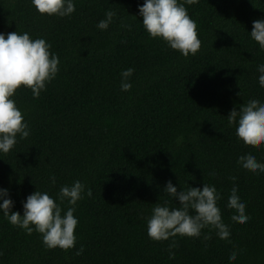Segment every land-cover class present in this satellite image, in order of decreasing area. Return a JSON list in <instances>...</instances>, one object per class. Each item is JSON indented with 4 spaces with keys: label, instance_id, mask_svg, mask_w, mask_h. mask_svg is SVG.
Here are the masks:
<instances>
[{
    "label": "trees",
    "instance_id": "16d2710c",
    "mask_svg": "<svg viewBox=\"0 0 264 264\" xmlns=\"http://www.w3.org/2000/svg\"><path fill=\"white\" fill-rule=\"evenodd\" d=\"M74 3L75 11L59 18L39 14L30 0H0V33L44 38L60 61L38 97L23 86L14 92L30 134L0 154V188L21 215L36 190L60 203V187L79 180L92 193L75 206L76 241L66 251L45 248L39 233L27 235L0 214V264H264V173L237 163L246 153L264 163V147L243 144L227 122L232 109L264 100L257 82L264 50L249 34L252 22L264 19V0L185 4L201 41L187 58L148 36L137 7L143 0ZM107 10L116 15L101 31L96 24ZM127 68L132 87L123 92ZM168 181L178 192L214 186L229 237L205 228L199 237L150 239L154 205L178 207L163 191ZM234 185L246 223L233 221L226 207Z\"/></svg>",
    "mask_w": 264,
    "mask_h": 264
},
{
    "label": "clouds",
    "instance_id": "9594fccd",
    "mask_svg": "<svg viewBox=\"0 0 264 264\" xmlns=\"http://www.w3.org/2000/svg\"><path fill=\"white\" fill-rule=\"evenodd\" d=\"M199 0H143L138 5L141 24L150 38H156L170 49L176 50L187 58L194 56L200 49L196 22L190 18L185 4H196ZM39 14L64 18L75 11L74 0H30ZM116 13L107 10L104 19L96 24L104 31L113 22ZM125 26L126 25H122ZM250 38L260 50H264V19L252 22ZM51 45L44 38H30L27 32L16 31L0 33V154H7L17 143V136L25 139L29 136L28 124L22 112L12 99L19 87L30 89L34 98L45 89L59 71V58L49 51ZM257 82L264 88V63L257 66ZM133 69L127 68L120 73V90L127 92L132 85L129 78ZM229 126L235 124V135L245 145L264 147V100L251 99L239 106V111L232 109L227 115ZM182 138H177L180 143ZM237 163L254 174L264 173V163L257 161L252 153L237 158ZM214 175V173H209ZM55 184V177H50ZM235 180V177H232ZM170 198L177 201L178 207H170L168 201L156 203L151 215L146 220V232L154 241L167 240L170 237H199L201 230L214 229L219 239L230 235L228 226L221 218L217 201L221 195L212 185L204 183L202 187H190L177 191L171 181L163 189ZM91 190L85 188L79 180L61 186L55 202L46 191H35L22 203L23 214L11 211L14 205L8 197V190L0 188V214L13 226L31 235L34 231L41 236L45 248L68 250L74 247L76 237L74 229L78 219L74 216L77 202L85 195L91 196ZM67 202L63 209L61 204ZM226 207L234 210L231 219L246 223L249 216L245 213V203L237 194L235 185L230 189ZM208 239V237H205ZM79 249L77 254H79ZM170 258L172 253L169 254ZM236 251H232L228 260H235Z\"/></svg>",
    "mask_w": 264,
    "mask_h": 264
}]
</instances>
